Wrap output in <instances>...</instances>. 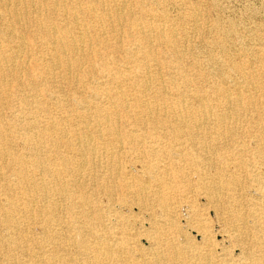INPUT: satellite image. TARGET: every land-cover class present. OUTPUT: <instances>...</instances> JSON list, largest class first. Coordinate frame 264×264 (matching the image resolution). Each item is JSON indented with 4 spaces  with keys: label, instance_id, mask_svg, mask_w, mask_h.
Segmentation results:
<instances>
[{
    "label": "bare ground",
    "instance_id": "6f19581e",
    "mask_svg": "<svg viewBox=\"0 0 264 264\" xmlns=\"http://www.w3.org/2000/svg\"><path fill=\"white\" fill-rule=\"evenodd\" d=\"M155 1L0 0V264H264V29L208 72Z\"/></svg>",
    "mask_w": 264,
    "mask_h": 264
},
{
    "label": "rangeland",
    "instance_id": "374dc122",
    "mask_svg": "<svg viewBox=\"0 0 264 264\" xmlns=\"http://www.w3.org/2000/svg\"><path fill=\"white\" fill-rule=\"evenodd\" d=\"M153 4L155 16L163 10L169 19L176 21L177 26L174 31L177 49L187 55V61L193 59L197 61L198 58L199 65L208 72L214 69V63H212L214 61L211 60L210 54L216 53L219 58L217 54L219 43L226 47L228 55L236 58L237 62L246 58V56L242 57L240 52H248L260 45V38L257 36L252 38L251 32L256 29H264V0H156ZM188 5H196L199 9L197 16L199 26L196 29H193L191 24H186L184 20L181 21V16L186 13ZM134 10L138 9L134 8ZM215 20L219 22V29L213 27L212 22ZM228 31L230 33L227 36ZM224 72L225 84L229 87H233L237 81L240 82L241 76L237 72L230 68L224 69ZM258 95L259 98H264V95ZM12 102L17 103L15 99ZM6 110L9 111L10 108L8 107ZM195 208L201 215L202 221L207 225L210 239L217 243L216 246L218 248L219 246H228L223 231V219L217 217L214 211L210 210L201 199L195 202ZM132 211L135 215L137 214L136 209L133 208ZM181 218L184 219L183 213H181ZM180 223L185 227L183 220H180ZM190 234L195 242L199 240L198 235L194 236L192 232ZM138 242L143 244L141 238ZM229 252L230 256L239 254L237 247L232 245L229 246Z\"/></svg>",
    "mask_w": 264,
    "mask_h": 264
}]
</instances>
